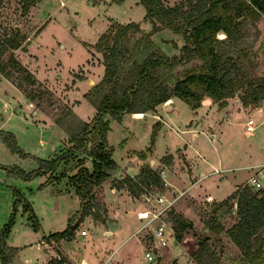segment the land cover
Segmentation results:
<instances>
[{
    "label": "rangeland",
    "instance_id": "obj_1",
    "mask_svg": "<svg viewBox=\"0 0 264 264\" xmlns=\"http://www.w3.org/2000/svg\"><path fill=\"white\" fill-rule=\"evenodd\" d=\"M120 1L36 0L23 14V0H4L0 8V37L12 36L16 30L20 32V46L13 50L14 56L36 77V82L29 84L20 80L16 72H13L11 78L0 73V131L13 133L16 145L25 153L23 155L21 151L11 148L4 141L3 134H0V230L9 221L16 204L14 221L5 237L8 246L17 247L11 264H40L46 258L47 262L43 264H75L60 252L57 241L51 239V233L64 229L69 223H78L74 237L70 240L81 241L82 245L85 241L93 243L86 254H96L95 260L98 264H104L107 260L104 259L110 255L111 264H170L177 257L179 259L175 264H195L190 255L194 250L193 242L202 237L207 238L208 235L210 237L207 243L219 255L221 264H241L240 251L226 233V229L236 220L235 204L230 207L227 203L213 200L194 201L195 204L189 206V216L181 213L191 221L192 226L184 233V239L177 241L169 214L170 211H175L172 204L160 215V219H154L146 225L147 219H139L137 213L148 205L120 186L121 175L124 173L121 171L124 170L122 166L135 164V170L130 169L131 172L138 170L137 164L140 168L150 165L158 173L165 170L155 163L156 158L171 160V156L166 154L154 157L152 151L163 153L177 149L175 152L183 160V154L179 152L181 148L178 147L182 137L188 136L183 129L189 123L191 126L197 124L199 133L195 142L199 147H207L206 143L215 142L214 134L220 132V116L216 119L220 106L212 99L209 102L206 99L208 97L201 104L208 109L197 107V113L184 100L173 97V100L168 101V106L173 110L168 113L160 112L161 120L168 118V123L162 125L160 118L153 115L156 108H147V88L151 81L143 87L137 100L136 108L144 111L141 116H136L138 113L123 112L117 119L106 113L105 118L110 125L108 145L110 144L112 157L121 169L111 170L110 179H106L105 184L103 182L94 187L92 213L82 220V201L75 187L69 182V176L83 165L92 168L89 149L98 140L96 136H90L87 150L75 151L70 161H62L52 172V176L50 172L41 171L43 168L38 174L34 173L41 166V159H52L71 146L70 133L77 130L83 121L88 122L93 118L102 94L109 90L107 84L93 91L90 90L92 87H87L89 76L100 75L89 68L102 63V52L96 46L101 33L117 23L135 21L140 26V30L131 36L130 58L122 64L121 76H125L155 49L171 56L178 54L184 45L185 39L182 35L163 27L158 20L155 21L158 26L155 30L154 22L145 16V6L139 0L116 3ZM163 1L169 6L180 3L184 7L194 2ZM242 22L241 38H226L220 46L222 51L236 61L238 73L248 75L247 84L226 99L232 107L227 113L233 109L237 112L230 122L236 141L228 145L238 148V156L234 162L239 165L264 163V96L257 103L247 106L241 101L248 82L264 77V13L255 18L243 19ZM225 36L222 31L217 34L220 39ZM201 63L198 56L191 55L187 61L174 66L169 72L159 71L158 78L152 83L171 87L177 78ZM19 81L22 83L21 88L16 85ZM89 90L91 96L87 98L85 93ZM26 92L33 94V102L27 98ZM257 106H262L260 114L254 112ZM218 113H224L222 108ZM250 113L258 118V125L251 136H246L242 122ZM155 123H159L158 128ZM154 132L153 147L149 149ZM263 165L253 169H236L235 173L240 174V180L249 176L251 178L254 170ZM186 166L187 168L183 166L185 170L190 169L189 164ZM30 173L32 176H27ZM161 178L163 185L158 187L159 193L169 201L170 193L166 189L164 177ZM249 179L243 184H249ZM226 190L227 188L222 193ZM221 195L219 193L217 196ZM26 204L35 213L32 218L34 220L29 218L30 211L25 210ZM162 221L172 234L164 246L158 245L151 234V227ZM31 222L37 223L38 227L33 228ZM214 225L223 228L214 232L211 230ZM120 227L124 230L123 236L127 231L131 233L137 228L130 238L131 241L124 247H117L121 240L116 233L111 236L105 233ZM81 229H87L84 240L77 238ZM42 240L49 243L60 258L48 256L44 251L38 255ZM75 241H66L64 247L80 254L77 248L79 245ZM43 248L48 250L47 247ZM146 250L152 252V260L144 257ZM185 250L193 261L186 259L183 253ZM121 256L124 259H120Z\"/></svg>",
    "mask_w": 264,
    "mask_h": 264
},
{
    "label": "trees",
    "instance_id": "obj_2",
    "mask_svg": "<svg viewBox=\"0 0 264 264\" xmlns=\"http://www.w3.org/2000/svg\"><path fill=\"white\" fill-rule=\"evenodd\" d=\"M3 1L0 0V8ZM35 1L23 0L22 13L25 14ZM139 2L145 6V16L154 22L155 30L158 28L155 21L158 20L163 27L184 37L185 43L180 52L170 56L160 49H155L125 76H121V66L130 58L131 36L140 30V26L135 21L117 23L101 33L96 46L102 52L105 70L100 82L90 90L93 91L104 84L109 86V90L102 94L93 118L88 122L83 121L77 130L70 133L71 146L52 159H41L39 171L34 172H50L52 176V172L62 161L67 162L73 158L75 151L87 150L90 136L98 138L89 149L92 168L83 165L69 176V182L75 187L82 201L81 220L92 213L94 187L108 179L111 170L117 166L108 145L110 125L105 114L109 113L119 119L123 112L143 113V110L136 108L143 87L151 81L155 82L159 71L169 72L174 66L187 61L191 55L198 56L202 63L186 71L171 87L152 82L149 84L147 108L155 109L158 104L167 102L174 96L184 100L193 109L199 107L205 97L217 101L219 106L223 107L228 97L247 84L248 75L238 73L236 61L221 50V43L226 38L240 39L243 19L255 18L264 13V0H194L186 7L180 3L169 6L163 0ZM221 31L226 36L220 39L217 34ZM20 39L18 30L12 36L0 37V73L11 78L13 72H16L20 80L34 84V73L14 56L13 50L20 46ZM248 83L241 97L244 106L257 103L264 96V77H258ZM16 85L22 87L20 81ZM90 90L85 93V97L90 98ZM26 96L30 102L35 99L30 92H26ZM158 124L155 123L156 128ZM0 134H3L4 141L11 148L21 151L16 145L13 133L0 131ZM154 139L155 132L149 149H152ZM21 153L25 155L24 152ZM41 168L43 170L40 171ZM27 176H32V173ZM150 184L157 187L163 185L160 174L150 165L142 166L137 176L126 174L120 179V186L125 187L134 196H139L144 186ZM221 203H227L230 207L233 204L236 206V220L226 229V233L240 251L241 264H264V189H253L251 185L244 183L237 186ZM26 209L30 211L29 218H34L35 213L29 204H26ZM15 210L16 204L9 221L0 230V264H9L17 250V247L8 246L5 242L14 221ZM169 214L175 240L182 241L184 233L192 223L178 212L170 211ZM31 225L35 229L38 227L35 222H31ZM77 226L78 223H69L64 229L51 233V238L56 241L70 240L74 237ZM222 228L220 225H214L211 230L218 232ZM209 237L210 235L190 252L195 264H221L219 255L207 243Z\"/></svg>",
    "mask_w": 264,
    "mask_h": 264
},
{
    "label": "crops",
    "instance_id": "obj_3",
    "mask_svg": "<svg viewBox=\"0 0 264 264\" xmlns=\"http://www.w3.org/2000/svg\"><path fill=\"white\" fill-rule=\"evenodd\" d=\"M124 1L125 0H121L120 2H116V3H123ZM102 66L104 68L103 70H102ZM89 69L90 70L92 69L93 71H97L98 72L97 74H100V75L92 74L91 76L87 78V81H88L87 87L91 88L94 84L98 82L100 78L103 77L105 66L103 63H100L99 65L97 64V65L91 66V68ZM79 93L81 94L82 92L79 91ZM206 99H208L209 102H211L210 98H206ZM168 101L158 104L159 106H156L157 111L153 114V115L158 116V118H160L159 121L162 122V125L168 123V118L161 120L162 117L160 115V112L165 111L168 113L169 111L173 110L171 107L168 106V104H170ZM204 106L205 105H201L198 108L200 109ZM204 108L208 109V107H204ZM221 108L224 111L223 114L218 113ZM231 108L232 107L228 104V101H226L225 106L220 107L219 110H217L216 119H218V115H219L220 116V118L218 119L219 123L218 122L217 123L219 124L220 132L219 134H214L215 137L213 138L215 142L213 144L206 143V139L204 137L205 143L208 145L207 147H204V146L199 147V145H197V142H195L196 139L198 138V133H199L197 124L193 126H191V123L187 124L188 125L186 126L187 128L183 130L186 131V134H188V136L182 137L181 145L178 147V148H181V151L179 152L183 154V157L185 160L184 159L182 160L179 158V154L175 152L177 149L167 150L163 153H157V152L152 151V154L154 157H156V155L163 156L166 154L171 156V160L170 159L158 160L156 158L155 163L160 165L161 168L162 167L165 168V170H163L165 172V176H164L165 186L168 192L170 193L169 199L172 200V205L175 208L174 212L177 211L180 214L182 213L184 216L187 217L189 216L188 214L189 206L191 207L193 204H195L194 201L205 202L206 200H211V201L213 200L215 202H222L224 199L228 197V195H230L237 188V186L243 184V182L248 181V179L250 178L249 176L248 178H245L242 180L238 179V176L240 174L235 173L236 169H240V170L246 169V168L253 169V168H256L257 166H261L264 164L262 162H258V163H246L244 165H239L234 162L235 158L238 156V148L229 146L230 142L236 141L235 140L236 136H235L234 130L231 128L230 122L232 121L231 119L235 116L234 114L237 112L233 109L231 112L227 113L228 111L231 110ZM194 110L196 113L198 112L197 108H195ZM254 112H257L258 114H260L259 112L261 111L256 109ZM141 115L142 113H140V115L138 116H141ZM146 116L147 114L144 115V117ZM240 116L242 117V114ZM249 117L257 118L253 116V114L250 113L249 115H247L246 119L245 118L243 119L242 123H244V125ZM116 163H117V168H115L113 171H118V169L123 168L124 170H121V171L124 173L123 175H121V177H123L126 174H129L131 176H137L139 174V168H140L139 164H137L138 170L131 172L130 169H134L135 167L133 166L135 164L133 166L128 165L127 167L125 166L121 167L117 161ZM187 164L190 165L189 166L190 169L185 170L183 166L187 168L186 166ZM105 183L106 182H104V184ZM225 188H227V190L224 193H222ZM219 193L220 195L221 194L222 195L217 196ZM136 230L137 228L134 230V232ZM123 232H124L123 228L120 227V228H116V230H111V232L106 231L105 233H108L109 236H111L112 234L114 235V233H116L119 240H121L120 243L117 245V247H120V246L124 247V245H127V243L131 241L130 238L132 237V234L134 232L132 231L131 233H129V231H127L124 236H123ZM86 237H87V234L81 235L79 231L77 238L84 240L86 239ZM52 241H55V240L52 239ZM66 241L70 242V241H75V240L61 239L57 241L56 243L58 244V248L60 249V252L66 255L67 258H69V260H72L75 264H80L81 262H85L87 264H98L96 263V260H95V258L97 257L96 254L95 255L90 254L89 256L88 254H86V252L88 251V247L93 246V243H90V241H87V242L85 241V244L82 245L81 241H77V242L75 241V243L79 245L77 247L78 251L81 252L80 254H76L70 248L64 247V244ZM42 243L38 247L40 251L38 255L41 254V251H44L48 256H54L55 259L60 258V255L56 253V251L50 247L49 243L44 242V240H42ZM43 247H47L48 250H44ZM183 253L184 255H186L187 257L186 259L192 260L190 259L189 252H186L185 250L183 251ZM119 258L124 259L122 258V256ZM47 259L48 258H46L45 261L43 262L46 263ZM106 259L107 258H105L104 260ZM178 259L179 257H177V260ZM11 262L9 264H11ZM43 262H41L40 264H43ZM102 263L103 262H101L100 264Z\"/></svg>",
    "mask_w": 264,
    "mask_h": 264
},
{
    "label": "built area",
    "instance_id": "obj_4",
    "mask_svg": "<svg viewBox=\"0 0 264 264\" xmlns=\"http://www.w3.org/2000/svg\"><path fill=\"white\" fill-rule=\"evenodd\" d=\"M257 109L260 111L262 106H257ZM257 125V118L249 117L245 123V135L251 136L254 133ZM159 174L162 177L165 176V172L163 170H161ZM249 180V185H251L253 189H264V165L255 169L254 174ZM138 198H140L145 205H148L144 210H140L137 213L139 219H147L145 221L146 225L154 219H160V215L172 204V200L167 201V198H164L159 193L158 187L154 184H150L147 187L144 186L143 191L139 194ZM80 234L86 235L87 229H81ZM151 234L154 241H156V243L161 246L167 245L168 238L172 235L170 231L166 229V224L163 221L159 222L156 226L151 227ZM144 257L148 260H152L153 254L151 251L146 250L144 251ZM80 264H84V262H81ZM104 264H111L110 257L107 258Z\"/></svg>",
    "mask_w": 264,
    "mask_h": 264
},
{
    "label": "water",
    "instance_id": "obj_5",
    "mask_svg": "<svg viewBox=\"0 0 264 264\" xmlns=\"http://www.w3.org/2000/svg\"><path fill=\"white\" fill-rule=\"evenodd\" d=\"M206 237H202L200 239H197L195 242H193L194 245V249L197 248L203 241V239H205ZM177 261V258H175L170 264H175V262Z\"/></svg>",
    "mask_w": 264,
    "mask_h": 264
},
{
    "label": "bare ground",
    "instance_id": "obj_6",
    "mask_svg": "<svg viewBox=\"0 0 264 264\" xmlns=\"http://www.w3.org/2000/svg\"><path fill=\"white\" fill-rule=\"evenodd\" d=\"M140 115V113L137 114V116ZM139 117V116H138ZM84 264H87V263H84Z\"/></svg>",
    "mask_w": 264,
    "mask_h": 264
}]
</instances>
